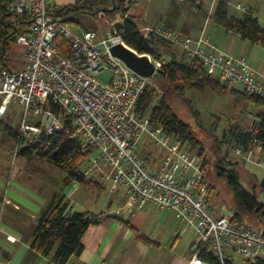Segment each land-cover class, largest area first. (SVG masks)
I'll return each instance as SVG.
<instances>
[{"label":"built area","instance_id":"1","mask_svg":"<svg viewBox=\"0 0 264 264\" xmlns=\"http://www.w3.org/2000/svg\"><path fill=\"white\" fill-rule=\"evenodd\" d=\"M58 1L0 0V33L4 13L11 15L14 29L5 33L4 42L21 45L23 60L20 69L0 67V116L10 104L18 106V138L24 143L68 121L70 138L87 154V171L106 173L110 189L124 194L126 210L152 205L172 210L194 230L187 264H208L198 256L202 248L221 263L234 256L244 263L264 258L263 228L236 220L232 210L214 213L209 206L203 155L162 125L153 126L148 116H137L147 77L111 53V45L125 44L121 32L75 28L52 12ZM236 8L245 9L239 3ZM147 32L195 56L207 77L264 100V72L244 56L217 48L203 34L193 39L165 25L146 26ZM148 58L160 67V61ZM143 138L160 153L156 168L139 153ZM261 150L256 139L246 148L235 147L245 161L264 168V160L255 158Z\"/></svg>","mask_w":264,"mask_h":264},{"label":"crops","instance_id":"2","mask_svg":"<svg viewBox=\"0 0 264 264\" xmlns=\"http://www.w3.org/2000/svg\"><path fill=\"white\" fill-rule=\"evenodd\" d=\"M186 2L191 1L178 0L175 2L177 7L171 9H167L166 0H147V2L137 0L133 5L142 3L140 14L146 26L155 27L164 24L194 38L203 34L217 48L233 55L244 56L249 65L264 72V45L243 39L233 30L226 29L214 18L213 12L211 13L214 9L211 0L202 2L209 3L210 9L213 8L207 14L219 26L213 28V24L201 23L199 19L194 25L193 16H190V20L187 19L188 16H184L183 8ZM244 7L249 9L247 6ZM258 19L262 24L259 17ZM181 52L183 53L173 54V58L169 60L188 61L187 57L190 54L184 49ZM21 61L23 65L22 52ZM138 150L149 165L154 168L160 165V153L149 147L145 138L140 141ZM255 158L264 160V150L257 153ZM87 168L86 160L81 165L82 172L87 171ZM16 170L18 171L19 168L16 167ZM84 175L90 179L89 183L71 181L50 193L22 184L12 177L10 181L14 185L9 187L5 196L9 215L3 217V212L0 214V264H56L50 254L36 253L30 249L29 244L40 211L51 200L56 201L59 195H64L69 201L71 210L83 207L100 212L99 221L90 224L81 237L83 247L80 253L70 256L64 264H187L194 240V230L191 227V235L183 243V247L177 250V243L188 226L181 227L176 221L170 224L161 221L152 214V209H157L153 205L128 211L123 207L124 194L119 188L110 189L111 182L106 173L87 171ZM3 179V169L0 168L2 204L3 193L6 191L5 189L3 192L5 182ZM257 199L264 203V197ZM212 210L216 213L214 209ZM262 219L260 225L264 228V215ZM141 236L147 237L148 241Z\"/></svg>","mask_w":264,"mask_h":264},{"label":"trees","instance_id":"3","mask_svg":"<svg viewBox=\"0 0 264 264\" xmlns=\"http://www.w3.org/2000/svg\"><path fill=\"white\" fill-rule=\"evenodd\" d=\"M188 1L192 2L194 0ZM88 3H92V1L74 0L64 5L57 3L52 12L62 20L71 21L73 20V16L82 12V8H85ZM226 5V0H218L216 2L213 9L214 18L226 29H231L238 33L241 38L264 45V25L259 22L258 17L250 9L245 11L241 16L228 14ZM4 14L3 23L5 31L0 33V63H2L4 52L7 48L4 37L6 34L13 32L14 29V24L10 23L12 16ZM114 27L117 31L121 32L123 42L137 52L153 54L154 48L150 42L152 37L171 44L152 32H147L148 34L145 36L146 24L142 20L141 14L131 13L120 22L115 23ZM2 64L4 65V63ZM160 68V75L172 84L177 85L180 81H183L189 82L191 86L197 88H200L201 85L214 87L213 80L215 79L206 76L204 66L195 56H191V59L185 62L171 59L161 63ZM242 94L243 98L259 104L261 109L257 113L258 120L253 128L232 126L231 132L235 143L246 148L253 139H256L261 143L264 150V100L244 92ZM153 95V88H146L144 90L135 109L137 116H144L149 108L148 117L153 126L162 125L171 136L179 137L182 143H188L192 148L198 145L199 142L189 130V124L177 116L163 96L158 99L156 104L149 107ZM4 114L3 116H6V112ZM69 131L70 125L68 121H65L63 128L60 130L53 133L41 132L30 141L24 143L21 138H18L17 128H13L5 117H0V137L4 136L18 142L15 151L16 155L26 157L27 159L37 158L44 160L61 169L65 174L63 177L64 185H67L71 181H77L81 184L89 183L90 179L83 174L81 169V165L87 160V154L82 151L75 139L70 138ZM204 160L207 162L206 157ZM205 166L204 168L206 169ZM220 167L218 175L224 178L231 191L232 205L230 208L234 212V218L243 221L247 217L255 215L258 216V223L261 224L264 215V203L260 202L257 198L259 196L258 192H264V188L258 184L253 185V182H258L260 179H257L258 175L251 172L245 164H239L240 170L234 164L229 163H225V166ZM242 171L253 179L250 189L242 185V182L246 181L241 176ZM57 198L56 201L54 199L51 200L40 211L29 246L36 253L50 254L52 261L56 264H64L70 256L80 253L83 247L81 237L90 224L99 221L98 216L100 212L83 207L71 210L69 201L64 195H59ZM207 200L209 206L213 208L210 203L209 193ZM141 237L145 241H148L147 237ZM198 256L208 264H233L230 260L221 263L205 248H202L198 252ZM245 264H264V258H257L253 262Z\"/></svg>","mask_w":264,"mask_h":264},{"label":"rangeland","instance_id":"4","mask_svg":"<svg viewBox=\"0 0 264 264\" xmlns=\"http://www.w3.org/2000/svg\"><path fill=\"white\" fill-rule=\"evenodd\" d=\"M74 0H59L60 5H64ZM82 12L73 16V23L76 28H91L98 32L110 29L113 32L114 24L120 22L124 17L133 14H140L142 3L134 4L137 0H91ZM147 2V0H143ZM203 0L186 2L183 8L184 16H193V24L199 21L201 23L213 24V28L217 25L214 19L210 18L209 3H203ZM226 9L228 14L242 15L248 8L245 7L244 11L236 8V4H241L249 7V9L260 18L264 25V0H226ZM175 2L178 0H166L167 9L176 8ZM181 3V2H180ZM179 3V4H180ZM183 3V2H182ZM188 7V8H187ZM131 10V11H130ZM88 12V13H87ZM213 11H211L212 13ZM187 20V21H188ZM164 25V24H163ZM172 27V26H170ZM219 28V27H218ZM217 35V32H215ZM189 37V36H187ZM190 38H194L190 36ZM154 53L149 54L153 60H158L163 63L173 58V54L183 53L182 48L176 44H169L152 37L150 41ZM7 56L3 57L2 63L10 69L22 68L21 52L22 46L15 42H9L6 48ZM191 59V55L187 57ZM0 63V65L2 64ZM161 65V64H160ZM3 66V64H2ZM214 87L202 86L200 88L191 86L189 82H181L177 85L170 83L160 73L155 72L146 79V88H153L154 95L150 102L149 107L156 104L158 99L163 96L164 99L170 104L172 110L179 118L189 124V130L193 137L199 142L195 145L194 149L199 154L204 155L207 159L204 160L206 165V177L208 181V193L212 209L218 213L220 210L228 209L232 205L231 191L227 186L223 177L219 176L218 169L220 166H225V163L234 164L239 168V164H245L251 172L261 178L264 175V168L253 163L245 161L241 155L235 151L236 143L231 132L232 126L236 125L239 128H253L258 120L257 113L261 109L259 104L243 98L242 91L238 89H231L220 80H213ZM19 108L15 104H10L5 117L13 128L18 129L19 121ZM149 108L145 116H148ZM5 115V114H4ZM146 139V138H145ZM149 147L157 150L156 146L146 139ZM188 144V143H187ZM18 142L10 140L7 137H0V168L3 169V204L0 201V214L3 212V217L9 215L8 204L6 203L5 196L7 190L14 184L10 181L12 177L21 182L28 184L40 190L52 192L59 190L64 186L63 177L64 172L56 166L44 160L37 158L27 159L26 157L18 156L15 154ZM200 146L202 147L200 149ZM201 150V151H200ZM3 158V159H2ZM203 158V159H204ZM248 163V164H247ZM16 167L19 170H16ZM246 181L242 185L250 189L253 179L242 171L241 175ZM258 190V188H257ZM258 197H264V194L258 192ZM152 214L158 217L161 221L167 224L172 222H179V226L184 223L179 221L172 210L165 208L152 209ZM248 224L262 228L258 223V216H249L245 220ZM264 229V228H263ZM192 229L187 228L183 233L181 240L177 243V250L191 235ZM170 247H167V253H170ZM191 256V255H190ZM190 258V257H189ZM189 260V259H188ZM233 264H245L239 256H234L231 260Z\"/></svg>","mask_w":264,"mask_h":264},{"label":"water","instance_id":"5","mask_svg":"<svg viewBox=\"0 0 264 264\" xmlns=\"http://www.w3.org/2000/svg\"><path fill=\"white\" fill-rule=\"evenodd\" d=\"M110 51L113 55L122 59L127 66L142 76L150 77L155 72L161 73V68L156 67L153 62L150 61L148 53L137 52L132 47L121 42L111 45ZM257 184L264 188V175L258 180V182H253V185Z\"/></svg>","mask_w":264,"mask_h":264}]
</instances>
